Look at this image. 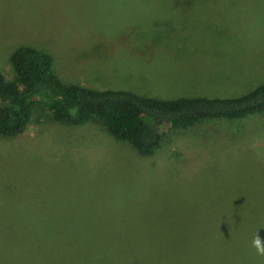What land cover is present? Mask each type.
Wrapping results in <instances>:
<instances>
[{"label": "rangeland", "instance_id": "rangeland-1", "mask_svg": "<svg viewBox=\"0 0 264 264\" xmlns=\"http://www.w3.org/2000/svg\"><path fill=\"white\" fill-rule=\"evenodd\" d=\"M20 46L67 84L233 98L264 83V0H0V70ZM160 129L142 156L36 104L0 137V264H264V113Z\"/></svg>", "mask_w": 264, "mask_h": 264}, {"label": "trees", "instance_id": "trees-1", "mask_svg": "<svg viewBox=\"0 0 264 264\" xmlns=\"http://www.w3.org/2000/svg\"><path fill=\"white\" fill-rule=\"evenodd\" d=\"M39 103L58 122L82 125L96 120L148 156L160 146L163 125L188 128L208 119L237 120L264 113V83L233 98L158 99L127 90H94L63 83L46 53L20 46L11 54L10 70H0V137L21 135ZM202 257H210V251ZM246 257L256 260L254 252L246 251Z\"/></svg>", "mask_w": 264, "mask_h": 264}, {"label": "clouds", "instance_id": "clouds-1", "mask_svg": "<svg viewBox=\"0 0 264 264\" xmlns=\"http://www.w3.org/2000/svg\"><path fill=\"white\" fill-rule=\"evenodd\" d=\"M253 245L256 248L258 254L264 255V244L261 243L258 234L256 235L255 239L253 240Z\"/></svg>", "mask_w": 264, "mask_h": 264}]
</instances>
